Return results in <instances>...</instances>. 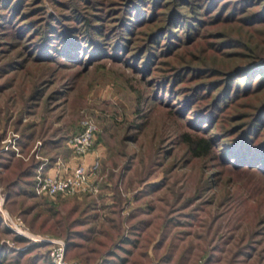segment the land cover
Returning a JSON list of instances; mask_svg holds the SVG:
<instances>
[{"label": "rangeland", "instance_id": "1", "mask_svg": "<svg viewBox=\"0 0 264 264\" xmlns=\"http://www.w3.org/2000/svg\"><path fill=\"white\" fill-rule=\"evenodd\" d=\"M84 118L97 191L38 194L36 174L77 165ZM59 247L264 264V0H0V264Z\"/></svg>", "mask_w": 264, "mask_h": 264}, {"label": "built area", "instance_id": "2", "mask_svg": "<svg viewBox=\"0 0 264 264\" xmlns=\"http://www.w3.org/2000/svg\"><path fill=\"white\" fill-rule=\"evenodd\" d=\"M80 127L81 131L70 141L73 154L76 158H79L77 165L70 171L63 172L62 175L36 174L35 191L38 194L54 197L57 195H74L81 192L94 193L97 191L92 178L96 164H93L89 169L84 161V156L92 144V138L97 127L93 120L89 118L82 119ZM61 251V247L57 248L56 264H66L62 261Z\"/></svg>", "mask_w": 264, "mask_h": 264}, {"label": "trees", "instance_id": "3", "mask_svg": "<svg viewBox=\"0 0 264 264\" xmlns=\"http://www.w3.org/2000/svg\"><path fill=\"white\" fill-rule=\"evenodd\" d=\"M184 139H187L192 155H194L196 157H201L203 155H206L209 152L210 141L208 139H204L201 137L193 139V138H189L187 136V134H185ZM241 147L243 149H245L246 152L250 150L249 144L248 145H242L241 144ZM27 176H30V174H28ZM31 176H32V174H31Z\"/></svg>", "mask_w": 264, "mask_h": 264}, {"label": "crops", "instance_id": "4", "mask_svg": "<svg viewBox=\"0 0 264 264\" xmlns=\"http://www.w3.org/2000/svg\"><path fill=\"white\" fill-rule=\"evenodd\" d=\"M88 160H89V158L86 157V158H85V161L89 162ZM57 163H58V162H57ZM74 166H75V165H74ZM72 168H73V167H70V169L68 170V169H63V168H61V169H56V168H54V167H49V168H47L46 173H48V174H50V175H62L63 172H65V171H70Z\"/></svg>", "mask_w": 264, "mask_h": 264}]
</instances>
